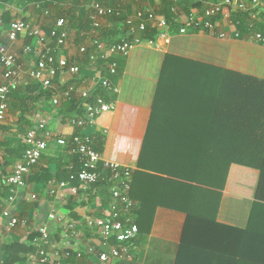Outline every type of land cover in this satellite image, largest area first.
I'll return each instance as SVG.
<instances>
[{
    "label": "crops",
    "instance_id": "1",
    "mask_svg": "<svg viewBox=\"0 0 264 264\" xmlns=\"http://www.w3.org/2000/svg\"><path fill=\"white\" fill-rule=\"evenodd\" d=\"M3 1L0 0V44L17 55L18 64L23 68L22 77L14 88H25L34 83L28 73L37 64L34 59H38L37 55L25 54V48L32 46L37 49L38 46L29 37H21L10 44L7 34L12 23L18 20L42 28V24L37 23L42 18L38 12L30 10L31 7L25 8L22 5L24 0H13L9 4ZM78 1L83 3L90 22L94 5L91 1L60 0L57 5L59 8H69ZM121 1L125 5L130 3L132 9L127 6L124 14L120 11L125 19L116 24L115 29L108 17L102 20L99 30H93L91 24L89 31H69L68 42L73 41L77 46L75 53L67 51L68 44L57 48L56 43L49 39L59 58H71L73 63L80 66L87 63L81 86L92 92L97 87L94 79L98 81L102 76H109L108 65L91 64L87 57L80 54V48L86 47L91 53L93 42L97 39L107 45H111L110 41L115 39H126L123 31L130 28L127 24L129 17L138 10L156 13L160 6V0H144L141 3L139 0ZM179 9L184 16L192 12L202 14V6L190 2L179 6ZM45 11L50 12V8ZM3 16H6V22ZM43 16L46 17L45 14ZM101 30L116 31L119 35L113 36L111 33L104 41ZM220 30L230 33L231 38L192 32L187 35L169 32L166 35L158 30V37L143 41L129 56L113 57L122 65L119 77L116 76L114 81L118 94H112L113 110L100 116L93 128L80 130L70 125L68 120L78 113L72 110L66 114L63 107H53L51 99H40L32 104L31 113L25 116L27 124L21 123L20 112L17 108L13 109L9 95L6 117L0 122V185H4L0 190V264H4L7 258L8 246L30 243L32 236H35L32 243L34 251L18 264H39L42 251L47 252L54 261L67 259L66 252L70 254L69 260L72 262L98 264L96 256L103 251V247L97 229L87 222L107 217L116 202L109 190L91 188L81 190L77 195L71 193L70 185L78 186L70 182L72 167H77L72 156L76 155H70L69 149L59 146L57 140L70 139L78 134L91 137L94 148L105 160L131 170L133 201L142 213L138 215L142 232L131 249L132 257L117 259L110 264H177L185 237L194 244L195 249L214 255L212 261L219 256L218 259L231 260V264H234L233 261L240 259L241 255L264 261V186L260 185V170L233 163L223 186L208 187L185 179V172L177 164L185 163L187 157L170 155L169 151L167 154L161 152L164 144L171 145L170 140H175L167 138V131L206 133L222 128V102L219 100L224 94L207 92L212 77H200L204 92L181 93L188 99L179 103H176L180 99L177 96L168 100L166 114L169 122L156 127L151 151L145 152L158 99L160 104L165 102L159 93L168 56L264 81V46L254 42L248 31L245 36L236 38L234 28L226 27L225 23L221 24ZM69 79L68 75L64 77V80ZM214 80L217 85L222 78L215 77ZM3 84L5 81L0 73V85ZM41 119L48 121L47 128L52 134L48 149L27 177L25 189L9 187L6 180L21 160L13 147L18 149L24 145L28 132L38 130ZM188 139L184 138V142ZM7 158L11 159V163L5 166ZM52 190H56V194L52 195ZM33 195L37 196V200L32 199ZM5 210H11L20 221L14 228L9 227L7 219L3 217ZM70 225L75 226L73 232L68 230ZM41 229L48 233L47 239L40 233ZM90 248L95 249L93 259H76L75 252H88ZM201 254L196 255L199 262L193 264H207L210 256ZM187 257L190 255L182 254L181 264H190L191 258L187 260Z\"/></svg>",
    "mask_w": 264,
    "mask_h": 264
},
{
    "label": "built area",
    "instance_id": "2",
    "mask_svg": "<svg viewBox=\"0 0 264 264\" xmlns=\"http://www.w3.org/2000/svg\"><path fill=\"white\" fill-rule=\"evenodd\" d=\"M173 1L177 2V0ZM189 2L194 5H201L202 14L192 12L190 15L184 16L179 7L176 6L173 11L176 13L177 23L182 25L178 32L180 35H187L191 32L208 33L222 39H228L230 33L220 30L221 24L225 23L226 27L234 28V36L240 38L242 21L239 17L246 15L251 21L248 32L251 33L253 41L264 46V0H189ZM38 8H41L40 5ZM91 12L89 19L93 30H99L102 26V20L109 16H122L120 12L115 13L112 8L101 3H95ZM44 14L48 16L50 12L45 11ZM235 15L237 17L234 19ZM66 24L65 19H59L51 36H48L40 26L18 20L12 23L7 38L10 44L16 43L21 37H29L36 41L37 49L32 46L25 48V54L37 55L38 57L36 66L28 73L29 77L34 82L39 83L44 90L51 93L52 105L55 108H62L64 103L73 100L82 102L84 115L70 118L68 123L75 128L84 130L95 127L97 119L103 114L111 112L114 106L112 105L113 102H108L103 96L92 99V91L81 86L84 79L81 66L73 63L71 58L65 56L59 58L51 46L50 40L56 43L57 48L65 47L68 44L70 32L67 30ZM127 24L130 26L129 31L132 35L139 31H147L149 26L165 32L166 35L169 33L166 19L158 17L152 11H138L129 17ZM142 42L143 40L139 39H135L133 42L122 39L118 43L107 45L97 39L93 42V52L91 53L86 47H81L80 54L87 57L91 64H98L102 61L108 65L109 76H102L98 81L94 79L95 86L101 85L110 90L112 94L117 95L118 88L114 85L112 77L118 76L119 65L116 61L111 63L107 61L116 56H129L132 50ZM0 73L5 81V84L0 85L1 122L6 117L11 89L15 87L23 74V68L18 64L17 55L2 44H0ZM67 75L70 76V79L64 80ZM47 126L48 121L41 119L38 130L33 129L28 132L24 140L25 154L16 163L13 173L7 178V186L17 187L20 190L27 187V177L48 149V140L52 137ZM57 143L61 147L68 148L70 155L78 156L82 165V169L77 175H70L71 183L78 182V186L70 185L72 194L77 195L81 190L88 191L94 188L100 180H106V178V181L111 184L109 191L116 203L111 206L108 216L90 219L87 222L90 227L97 229L103 247V251L96 256L98 264H110L117 259H130L132 257L131 249L139 235V227L131 215V211L136 209V204L130 197L132 190L131 170L116 162L105 160L103 155L94 148L92 138L89 136L78 134L70 139L60 138ZM105 173H108L109 177ZM51 194H56V190H52ZM32 199L37 200V196L33 195ZM3 217L7 219L11 228L20 222L11 210H5ZM68 230L73 232L75 226L70 225ZM40 233L45 239L48 238L45 229H41ZM64 253L67 259L54 261L51 260L47 252L42 251L40 252L39 264H78L69 260V253ZM74 255L80 261L86 258L93 259L95 249L90 248L88 252L77 251Z\"/></svg>",
    "mask_w": 264,
    "mask_h": 264
},
{
    "label": "trees",
    "instance_id": "3",
    "mask_svg": "<svg viewBox=\"0 0 264 264\" xmlns=\"http://www.w3.org/2000/svg\"><path fill=\"white\" fill-rule=\"evenodd\" d=\"M13 0H4V4H9ZM60 0H24L22 4L25 8L31 7L30 10L38 12L42 19H39L37 23L42 24L43 30L48 36H51L52 30L56 26L59 19H65L67 24L66 28L68 31L77 30L79 32L89 31L91 23L87 19L85 9H83V3L74 2L69 8H59L57 3ZM91 3H101L106 7L112 8L115 13L130 8V3L125 5L121 0H89ZM141 1L144 0H139ZM189 4V0H160L159 10L155 14L164 17L169 26V32H179L182 25L177 23V16L173 9L176 6H182ZM40 5V9H36ZM60 6V5H59ZM81 6V7H80ZM50 8V14L44 17L45 10ZM59 8V10H54ZM139 11V10H138ZM126 12V10H125ZM129 16V15H127ZM4 17V16H3ZM237 15L234 16V19ZM242 25L240 31L242 36H245L249 25L250 18L246 15H240ZM125 19L124 16H109L108 20L113 25L114 29L116 24L122 22ZM6 22V16L4 17ZM124 34L128 42H133L135 39L149 40L155 39L159 35V31L151 28H147L145 32H137L132 35L128 28L124 29ZM111 33L119 35V33L112 32V30H101V39L106 41L110 37ZM120 40H112L110 44L118 43ZM167 63L162 75L161 91L160 96L165 100L160 104L158 99V105L155 107V115L151 123V131L148 135L147 142L145 145V152L151 151L152 141L156 134V127H161L162 124L169 122V117L166 114L168 111V100L172 97H180L176 103L182 102L187 97H183L181 93H193V92H204V84H201L200 77H212L213 79L209 82L207 92H221L224 94L223 98L219 101L222 102L223 112V125L221 124L220 130H209L204 132H185V131H167V138H175L170 140V144H164L161 152L178 157H187L185 163H178V167L185 172V179L197 183L200 185H206L208 187L223 186L227 179L229 168L233 163L241 164L249 167L259 169L261 172L260 185L264 186V81L246 75L235 73L231 71L217 70L214 67L202 65L198 62L188 61L172 56L167 57ZM38 62V59H34ZM116 61L119 65L118 76L121 71L122 65L117 60L111 59L110 62ZM103 64V62H100ZM88 65H81L82 74L87 71ZM215 77L222 78L221 82H215ZM116 76L112 77L114 82ZM218 81V80H217ZM218 87V88H216ZM176 94V95H174ZM97 96H103L108 102L114 101V96L110 90L103 88L101 85L97 86L91 94V98ZM161 98V99H162ZM40 99H51V93L42 88L39 83H32L27 85L25 88H19L18 86L11 90L10 93V104L13 109L17 108L20 112V122L27 124L25 120L26 114L31 113L32 104H36ZM1 104V101H0ZM65 113L69 114L73 110L77 112V116H83L82 102L73 100L63 104ZM183 109V106L180 107ZM167 115V116H166ZM23 125V124H22ZM155 127V128H154ZM189 137L186 142L184 138ZM166 138V139H167ZM183 141V143L178 142ZM176 145V146H173ZM166 147V148H165ZM13 151L18 152L19 157L23 158L26 146L21 145L20 148L13 147ZM77 167L74 165L70 172V175H77L82 165L78 156H72ZM11 163V159H6V165ZM109 177L108 173H105ZM107 180V178H106ZM106 180H100L95 189H101L108 191L111 184ZM106 181V182H105ZM74 184H78L77 181ZM4 188V185H0V190ZM5 191V189H4ZM132 197V190L130 193ZM0 207V214H1ZM142 215L139 207L131 211V215L139 227V235L141 234L142 226L141 220L138 215ZM190 215V214H189ZM191 223V222H190ZM246 238V233H245ZM35 236H32L30 243H15L6 248V260L4 264H18L27 259V256L34 251V245H32ZM192 242H189L188 237H185V241L180 249L179 259L177 264L182 263V254L190 255V264L199 262L198 253L201 255H209L210 258L207 264H231V260H220L219 256L210 255L205 253L193 246ZM211 251V250H206ZM198 252V253H197ZM202 258V257H201ZM195 259V260H194ZM234 264H263L264 261L254 260L246 255H241V258L233 261Z\"/></svg>",
    "mask_w": 264,
    "mask_h": 264
},
{
    "label": "rangeland",
    "instance_id": "4",
    "mask_svg": "<svg viewBox=\"0 0 264 264\" xmlns=\"http://www.w3.org/2000/svg\"><path fill=\"white\" fill-rule=\"evenodd\" d=\"M183 6H185V5H183ZM74 50H77V46L75 45V43L73 41H69L68 46H67V51H72L73 53H75Z\"/></svg>",
    "mask_w": 264,
    "mask_h": 264
}]
</instances>
